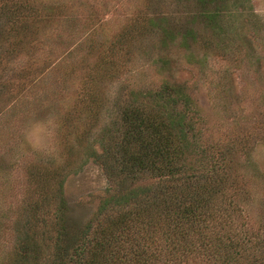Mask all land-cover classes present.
<instances>
[{"label":"rangeland","instance_id":"374dc122","mask_svg":"<svg viewBox=\"0 0 264 264\" xmlns=\"http://www.w3.org/2000/svg\"><path fill=\"white\" fill-rule=\"evenodd\" d=\"M129 101L183 116L192 166L229 153L230 232L178 264H261L264 0H0V264L50 241L46 209L97 222L112 187L95 155ZM230 243L235 258L214 260Z\"/></svg>","mask_w":264,"mask_h":264},{"label":"trees","instance_id":"16d2710c","mask_svg":"<svg viewBox=\"0 0 264 264\" xmlns=\"http://www.w3.org/2000/svg\"><path fill=\"white\" fill-rule=\"evenodd\" d=\"M112 127L104 148L95 155L112 187L97 222L76 230L70 218L55 221L46 209L37 222L43 231L49 226L50 241L41 244L35 235L28 236L17 262L167 264L169 259L178 264L205 246L208 233L230 232L218 226L229 216L224 215L227 208L222 202L231 204L224 191L229 153L213 154L207 167L192 166L185 156L183 116L135 101L118 107ZM148 175L152 183L133 185ZM60 203L65 204L63 198ZM207 250L202 251L208 256ZM235 251L230 243L227 250L211 256L230 262Z\"/></svg>","mask_w":264,"mask_h":264}]
</instances>
